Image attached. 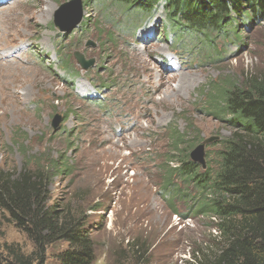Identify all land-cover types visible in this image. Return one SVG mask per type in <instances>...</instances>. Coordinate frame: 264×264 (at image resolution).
Instances as JSON below:
<instances>
[{
  "label": "rangeland",
  "instance_id": "rangeland-1",
  "mask_svg": "<svg viewBox=\"0 0 264 264\" xmlns=\"http://www.w3.org/2000/svg\"><path fill=\"white\" fill-rule=\"evenodd\" d=\"M7 1L0 3V178L58 159L63 167L49 171L45 205L81 216L94 264H208L223 238L216 219L188 211L194 203L164 189L167 166L177 165L169 163L171 141L183 134L190 152L213 138L203 159L214 166L233 129L227 116L209 113L212 96L264 74V19L240 18L238 37L215 27L205 40L178 37L177 45L163 37L169 22L161 7L144 17L108 0H80L79 27L65 32L53 19L70 0ZM74 51L93 66L82 70ZM59 58L71 63L70 74ZM175 178L195 195L193 184ZM2 214L1 248L30 254L31 240ZM65 248L47 246L43 264H57Z\"/></svg>",
  "mask_w": 264,
  "mask_h": 264
},
{
  "label": "trees",
  "instance_id": "trees-1",
  "mask_svg": "<svg viewBox=\"0 0 264 264\" xmlns=\"http://www.w3.org/2000/svg\"><path fill=\"white\" fill-rule=\"evenodd\" d=\"M108 1L122 7L126 15L144 17L151 16L160 6L169 22L162 29L163 37L171 38L172 42H183L178 37L192 35L199 38L202 35L205 40L210 28L215 27L225 28L222 31L238 37L240 18L264 19V0ZM106 2L100 0L98 5L104 6ZM61 62L65 64L64 73L70 74L71 63L59 58ZM212 100L216 107L209 113L220 118L227 116L226 123L233 132L220 141L214 166L206 163L204 169L190 159L191 151L185 150L187 141L183 134H174L169 163L176 161L177 165L167 166L164 189L177 194L186 205L194 203L188 206V211L196 207L197 213L216 219L223 242L208 264H264V74L245 78L240 84L231 82ZM62 167L56 159L12 180L0 178V212L34 246L30 254L14 245H6L5 249L0 246V264H43L47 246L56 241L66 244L57 255V264H94V242L90 232L84 230L81 216L61 213L45 205L53 177L49 171ZM175 177L188 186L193 184L195 195L175 186Z\"/></svg>",
  "mask_w": 264,
  "mask_h": 264
},
{
  "label": "water",
  "instance_id": "water-1",
  "mask_svg": "<svg viewBox=\"0 0 264 264\" xmlns=\"http://www.w3.org/2000/svg\"><path fill=\"white\" fill-rule=\"evenodd\" d=\"M82 20V11H81V2L80 0H70L64 2L62 5L58 7L54 14L53 23L55 27H57L60 31L69 32L75 27H77ZM73 55L83 70H87L92 67L94 64L93 59H85L83 54L79 51H74ZM60 115L56 114L52 120L51 126L53 129H56L60 122ZM213 141V138H207L203 140L200 144H198L191 152L190 159L193 162H196L205 168L204 163V148L207 144Z\"/></svg>",
  "mask_w": 264,
  "mask_h": 264
},
{
  "label": "bare ground",
  "instance_id": "bare-ground-1",
  "mask_svg": "<svg viewBox=\"0 0 264 264\" xmlns=\"http://www.w3.org/2000/svg\"><path fill=\"white\" fill-rule=\"evenodd\" d=\"M8 2V1H7ZM3 4V3H2ZM154 91V90H153ZM162 91V90H161ZM115 146V145H114ZM112 149V148H111ZM109 150H110V148H109ZM118 151V150H117ZM112 152V151H111ZM111 154V153H110ZM113 154V153H112ZM112 156V155H111Z\"/></svg>",
  "mask_w": 264,
  "mask_h": 264
},
{
  "label": "built area",
  "instance_id": "built-area-1",
  "mask_svg": "<svg viewBox=\"0 0 264 264\" xmlns=\"http://www.w3.org/2000/svg\"><path fill=\"white\" fill-rule=\"evenodd\" d=\"M214 218V217H213ZM215 219V218H214ZM215 231L217 232V230L215 229Z\"/></svg>",
  "mask_w": 264,
  "mask_h": 264
}]
</instances>
